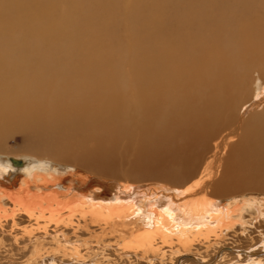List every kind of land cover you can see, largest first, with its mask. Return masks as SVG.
Instances as JSON below:
<instances>
[{"label": "bare ground", "instance_id": "bare-ground-1", "mask_svg": "<svg viewBox=\"0 0 264 264\" xmlns=\"http://www.w3.org/2000/svg\"><path fill=\"white\" fill-rule=\"evenodd\" d=\"M123 1L0 0V142L19 134L27 150L48 158L41 160L84 168L115 167L132 149L136 173L163 164L169 177L183 170L187 181L199 178L189 210L179 217L172 198L146 200L155 230L126 249L144 258L195 252V264H243L244 256L264 264V249L227 248L215 261L197 254L264 224V198L254 194L264 193V94L256 98L264 87V0ZM203 152L206 171L216 164L209 173L201 171ZM32 166L18 192L0 170V224L17 215L50 220L59 245L61 228H104L135 215L126 197L103 205L87 185L72 195L33 194L32 185L43 192L71 175ZM0 169L9 173L11 165ZM223 198L234 200L222 208L212 202Z\"/></svg>", "mask_w": 264, "mask_h": 264}, {"label": "rangeland", "instance_id": "rangeland-1", "mask_svg": "<svg viewBox=\"0 0 264 264\" xmlns=\"http://www.w3.org/2000/svg\"><path fill=\"white\" fill-rule=\"evenodd\" d=\"M123 2L130 3V0H124ZM124 36L125 34H123V37ZM124 42L126 44H124ZM124 42L122 44V47H127V44H129L128 39ZM131 46L132 42L127 50ZM257 93L258 95L256 98L260 100L264 94V87H260V89H257ZM244 111L240 110L242 114ZM230 131L231 130L227 132ZM21 136L22 135L14 134L12 137L0 142V164L11 165V169L9 170V173L5 175V178L8 180V182H15L16 185L12 188L13 192H18L17 190H19V186L22 185V177L25 174V171L23 172V170L27 166L44 164L45 167H50V171L55 170L62 175L70 174L71 180H64V185L63 183H61V185H56L54 189L53 187H49L48 190H45L43 192L39 191L38 188L32 185L31 192L33 194H50L52 190L56 189L57 192H63L61 194H69L70 192L69 195H72L74 193L71 190H73L74 192H81L82 190L86 189L83 185H87L86 187L91 191L92 199L96 200L98 198V200L103 201V205L104 203H114L120 198L126 197L125 202L134 205L135 215L127 217L124 222L119 220L118 222L115 220L113 224H108L109 226L111 225L109 227L111 230L108 229V225L104 226L106 230L96 225H89L90 228L85 229L82 228L86 225V223L84 222L80 224V229H76L74 226V228L70 226L66 227L67 229L61 228V231H63V239H61L62 243L59 245L58 243L52 241V232H54L55 222H53L52 225L50 220L28 221L26 217L17 215L15 221L8 220L7 222H3V224H0V264H149V261L151 259L154 261L153 264H195V262H193L194 259L200 260L199 255H196L195 252H192L191 255L187 254L185 256H182V253H179L177 250H173V248L169 254L166 253V255H164L162 251H159L154 254L155 256L148 255V258H144L140 253H134V250L132 251L133 248H131V250L126 249L128 248L126 244H128L129 242L131 243L133 237L139 236L146 232L151 233L155 230L154 225L149 224L150 222L146 210V204H148V202H150L151 200H153V202H156V200H154L155 198L162 200H168V198L169 200H171L172 198V201H175V206H177L175 214L181 217L184 212L189 210L185 206V202L190 200L188 196L191 194V191L196 189L195 186L197 185V183H199V178L195 177L194 179L187 181L185 176H187L188 174L183 170L174 175H171V178L168 175V169L170 170V168L165 164L161 165V167L159 166L158 168H156V170L142 167V172L136 173L138 170V166H140L137 165L139 164L137 163L138 158L135 157L138 152L136 151L135 153L134 151H132V149L128 150L125 156L121 159L122 161H119V164L115 167L112 166L114 165V163H112L111 161H108V165H105L103 167L96 168L94 166H88L84 168L79 164H75V161L59 163V161L54 160H41L48 158L44 157L45 155L43 154L34 155L33 147H31L30 151L29 149L27 150L23 146ZM148 139L150 140L153 138H150L148 136ZM126 144V140H120L119 142L120 148L124 147ZM206 153L207 152H203V157ZM225 154H227V152ZM208 156L209 155L205 156L203 159L201 171H206V167H208L207 164L210 163V159H208ZM11 159L22 161L23 166L20 168L13 166L10 162ZM209 167L211 168L209 171H206L207 173L214 170L216 164H211L209 165ZM214 172L215 171H213L212 173ZM80 175L85 176L86 178L80 179ZM81 180L87 181L81 184ZM77 181L80 183H78ZM2 188L3 186H0V189ZM77 188H80V190ZM188 190L190 192H188ZM256 192H254L255 196H257L258 198H264V193L259 191ZM249 197H251V195H249V192H247L245 194L237 195L233 198L239 199ZM232 200L234 199L223 198L214 201L212 199V202L219 208H222V206H228L229 203L232 202ZM5 203L6 201H4V204L2 206L4 207V209H7L8 214H11L9 211H13L15 208L12 207L11 204L9 205L8 202L6 204ZM47 221L48 223H43ZM1 225H3L4 227ZM262 225L261 227L256 224L247 225L246 229L249 226L248 230L242 234L239 231L235 230V232L229 233L228 236H225L222 240L223 242H217L215 244L216 249H205L197 254L205 256L204 253L207 252V256H211L208 259L215 261V255L218 252L225 251L227 248L232 249V251L235 250V253L238 251H243L244 253L246 252V254H253L255 253V251H262L261 249H264V230L261 229H264V224ZM226 237L228 238V240H226ZM225 241L230 242L228 244ZM259 241H261V243H259ZM158 244L159 242L155 243V245L157 246L156 248H159L161 246L160 244ZM244 257L246 259L244 261H241V263H252L253 257ZM227 261L229 260L226 259V261H224L223 263L233 264V262Z\"/></svg>", "mask_w": 264, "mask_h": 264}, {"label": "water", "instance_id": "water-1", "mask_svg": "<svg viewBox=\"0 0 264 264\" xmlns=\"http://www.w3.org/2000/svg\"><path fill=\"white\" fill-rule=\"evenodd\" d=\"M10 162L12 163L13 166L18 168L23 166V162L20 160L11 159Z\"/></svg>", "mask_w": 264, "mask_h": 264}, {"label": "clouds", "instance_id": "clouds-1", "mask_svg": "<svg viewBox=\"0 0 264 264\" xmlns=\"http://www.w3.org/2000/svg\"><path fill=\"white\" fill-rule=\"evenodd\" d=\"M0 170H3V171H4V173H5V174H7V170H6V169H0ZM32 170H33V171H35V170H36V166H35V165H33V166H32ZM23 171H25V172H28V171H29V169H28V168H25ZM0 178H2V177H0Z\"/></svg>", "mask_w": 264, "mask_h": 264}]
</instances>
